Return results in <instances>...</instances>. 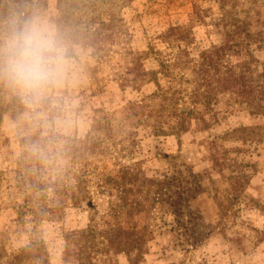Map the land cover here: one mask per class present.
I'll return each instance as SVG.
<instances>
[{"label":"rangeland","instance_id":"1","mask_svg":"<svg viewBox=\"0 0 264 264\" xmlns=\"http://www.w3.org/2000/svg\"><path fill=\"white\" fill-rule=\"evenodd\" d=\"M10 1L2 0L0 17L9 13ZM13 2L17 11L39 12L57 26L58 15L67 14L62 29L76 46L81 71L63 89L60 106L69 123L50 134L52 163L27 150L41 140L42 129L25 112L1 117L0 264H264V113L228 115V95L212 110L187 113L191 70L212 47L225 48L228 64L247 73L256 104L264 103V18L252 17L254 10L264 11V0H132L121 11L124 34H108L103 42H85L75 33L90 19L94 0ZM100 11L91 17L105 18ZM227 19L244 30L224 43ZM170 27L183 28V38L164 39ZM140 71L155 72L160 86L180 93L176 107L185 109L184 116L164 121L178 124L180 132L155 136L144 126L153 121H114L110 140L95 135L102 144L87 158L84 148L99 114L122 118L128 103L156 90L153 83L131 82ZM4 90L0 99L9 100ZM178 171L183 178L199 177L201 192L184 211L203 218V240L193 246L181 244L169 211L152 208L146 190L122 178L140 172L156 179ZM101 174L115 179L112 197L97 189ZM112 201L122 211L111 213L114 229L104 236ZM134 240L138 248L120 250V243Z\"/></svg>","mask_w":264,"mask_h":264},{"label":"trees","instance_id":"2","mask_svg":"<svg viewBox=\"0 0 264 264\" xmlns=\"http://www.w3.org/2000/svg\"><path fill=\"white\" fill-rule=\"evenodd\" d=\"M26 1L34 5L47 0ZM62 1L63 0H58L59 3ZM131 1L132 0H94V2L90 3L88 6V8H92L90 17H88L90 19L84 22V26L80 31H76L75 33L83 34L85 42L89 40L95 41L98 38H100L99 42H103L102 38H106L108 34L123 35L124 28L121 11L123 8L127 7ZM2 5V0H0V6ZM97 9L102 10L100 11V15L105 16V18L91 17L95 15ZM8 10L9 13L0 17V20L6 19L12 12L17 11L13 0L10 1ZM23 12L28 14L26 11ZM253 13L252 17H256V21L261 20V17L264 18V11L256 9ZM67 21L68 18L66 13L58 15L57 24L62 32V26ZM262 21H264V19H262ZM262 21L260 23L261 27L264 26V22ZM96 25H98L99 28L96 27ZM183 30L184 29L180 27H170L163 35V38L170 39L175 37L181 39L183 38L181 32ZM243 30L244 29H241V27L234 26L231 22H228L227 19L222 31L224 43L235 41L237 33ZM202 59V63L193 68L190 73V84L194 92L188 97L190 99L189 105H191V108L187 110L189 115L199 107L212 110L215 107L214 105L218 103V99L226 95L230 98V101L227 103L229 110L227 108L226 111L228 115H233L235 112H240L249 116L260 114V112H262V114L264 113V103L256 104L254 101L252 87L247 73L244 70L238 71V69L228 64L224 47H212L204 51ZM159 66L161 68L164 67V63L159 61ZM123 81L125 82L127 80ZM131 82L140 85L153 83L155 84L156 90L152 94L142 98L139 102L135 101L133 103H128L120 113L122 118H117L116 113L114 115L107 113L99 114L100 116L94 120L95 124L92 130L94 135L86 142L87 146L84 148L87 158L93 156L95 154V148L101 146L102 142L98 143L97 141V139H99L98 136L104 137L105 140H110L113 128H116L114 124H112L114 121H124L125 123L136 121V125H141V123H145L146 121H153V123H148L144 126L150 127L151 133L155 136L170 135L180 132L181 127L178 124L164 122L181 121V117L184 116L185 109L181 111L180 108L176 107L177 101L181 99L180 93L170 91L171 89L160 86L155 78V72L146 73L140 71ZM3 92H6L4 88H0V93ZM8 111L22 114L26 112V108L18 97L11 94L9 100L5 98L0 99V123L2 115ZM220 113L221 112H218L217 115H220ZM120 127L118 126V128ZM237 131H246V129ZM237 131L234 130L233 132L235 133ZM97 134L99 135L96 137L95 135ZM26 138L27 137L23 139ZM104 147L108 148V146ZM111 147H114V145H111ZM212 165L214 168L220 167L215 163H212ZM191 176L193 178L191 180L190 178H183L180 171H178L169 175H162V177L156 179H147L140 172H136L134 175H124L122 177L128 182H134L133 187L135 186L136 189L144 188L146 190V201L149 202L152 208L158 207L165 209L172 214L174 217L173 228H176L175 230H177L179 237L182 238L181 244L189 246L196 245L203 240V234L198 231L199 227L203 226V218L199 214L188 213L186 215L184 212L185 209L188 208L187 200L190 198L194 199L195 195L201 192V187L197 181L199 178L198 175L191 174ZM96 177L99 179L96 184L97 189L99 191H107L109 197H112V191L115 190V187H113L115 182L114 177L110 174H101ZM219 209L222 210V205H219ZM117 211H122L121 203L115 201L109 202L105 214L108 226L103 233L104 236H109L113 231L114 227L112 225L114 224L111 222V213ZM87 236L86 232L82 233V237ZM139 242L135 240L129 243L122 242L119 244L120 250L128 253L138 248Z\"/></svg>","mask_w":264,"mask_h":264},{"label":"clouds","instance_id":"3","mask_svg":"<svg viewBox=\"0 0 264 264\" xmlns=\"http://www.w3.org/2000/svg\"><path fill=\"white\" fill-rule=\"evenodd\" d=\"M77 56L66 34L39 12L14 11L0 20V88L18 97L25 118L42 129L41 140L26 148L44 164L54 159L50 134L69 123L60 104L63 89L74 84L81 71Z\"/></svg>","mask_w":264,"mask_h":264}]
</instances>
